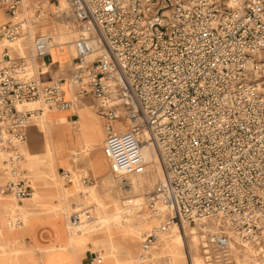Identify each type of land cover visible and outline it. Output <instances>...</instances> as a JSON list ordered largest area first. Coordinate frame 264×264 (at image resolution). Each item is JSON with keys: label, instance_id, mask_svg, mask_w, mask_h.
<instances>
[{"label": "built area", "instance_id": "obj_1", "mask_svg": "<svg viewBox=\"0 0 264 264\" xmlns=\"http://www.w3.org/2000/svg\"><path fill=\"white\" fill-rule=\"evenodd\" d=\"M22 1L0 0L13 18L0 27L4 190L19 200L34 193L23 146L43 108L19 105L73 108L68 79L77 96L98 102L103 151L125 206L133 204L132 176L148 171L143 147L157 153L162 176L146 205L161 222L144 235L142 260L153 257L162 232L184 223L197 225L207 264H236L235 244L264 253V0H66L80 29L77 55L68 78L47 82L33 61L49 56V38L37 35L29 55L11 45L29 35L25 20H14ZM37 8L42 16L43 5ZM125 136L132 143L122 154L130 151L132 162L113 145ZM81 181L92 176L81 173ZM210 221L214 231L206 229ZM22 224L18 214L9 219Z\"/></svg>", "mask_w": 264, "mask_h": 264}, {"label": "bare ground", "instance_id": "obj_2", "mask_svg": "<svg viewBox=\"0 0 264 264\" xmlns=\"http://www.w3.org/2000/svg\"><path fill=\"white\" fill-rule=\"evenodd\" d=\"M43 2L46 5L48 10L46 12L44 10L42 12L43 15L38 16V14H37L38 5L35 2V0H23L21 5L18 8L17 13L18 12L19 13L17 14L16 18L20 17V16H22L21 19H23V17L25 18L23 20H25L27 25L28 24L31 25V32L29 35L31 37H34V39L36 37V33H42L40 35H43V36H46L49 38L50 45H51L50 46L51 54H55L56 52L69 54L71 57V62H74V57L77 55L76 39L78 38V36L80 34L79 33L80 29H79L78 25L75 29V25L73 24L74 18L72 16V14L69 12L66 0H60V3H57V4L53 0H43ZM236 3H237V1L231 2V4H233V5ZM49 13H51L52 17L48 15ZM29 15H31L32 16L31 18L33 19V20H31V22H30ZM12 19L13 18L11 17L10 21ZM34 39H33V41H34ZM33 41H32L31 45H33ZM96 54L97 53L91 54L88 57V59H90V60L93 59L96 56ZM35 58H38V57H35ZM65 61H66V59H65ZM34 64H35L34 69L38 73L39 78L42 80H47V78H44V76L50 71V69H51L50 66L49 67L48 66H41V65L36 66V62H34ZM68 64L70 66V62ZM51 66H52V64H51ZM39 67L40 68L42 67V68L39 69ZM68 76L69 75H67L65 78H68ZM49 78H51V77H49ZM44 82H47V81H44ZM63 86L65 89V97L66 98H72L74 100L73 108L65 109V110L48 108V107H45L44 104L40 100L27 102V103H23V104L19 105V107H21V108H35V107L43 108V112H42V114L38 120L42 119L47 114V118L45 117L44 119L38 121V124L36 123V125H38V130H37V133L35 134V136L33 138V141H34V144L36 146H38V147L44 146L45 147V156H44L43 161L49 162L51 171L54 174V176H52V177H55V179L53 178V181H48L47 178L51 175L47 174V172L43 169V165L41 164L40 167L37 168V171H36L37 176L35 177V182L32 179H30L31 184L37 188L36 193L38 196H37L36 201L38 203L41 202V204H45V205H48L50 207V210L43 212L42 214H39V215H34L33 219H40L43 217H47V216L56 214L59 211L58 209H63V207L60 206L59 204L45 202L44 200H42V198H41L42 195L40 194L41 193L40 189H42L44 187L49 188V187H59L60 186L59 189L63 188V182L58 179L55 162H58V163L59 162H67L71 159H73L74 162H77L81 155H87L91 159L90 160L91 163H93V165L97 169H99L101 166V159H103L102 157L104 155L105 160H106L107 165H108L109 170H110L109 159L106 157L104 151L102 154L103 134L95 126L96 119H97L96 118L97 112H98V111H96V105L82 100L81 105H79V107L76 109V111L80 114L79 118H77L75 120H71V121H66V119H61L58 116V114H64V113L71 112L68 110L75 109L77 106V101H78V97L75 94H73L74 88L70 84L68 79L65 80V83ZM52 114H56V116L52 117L49 120L48 117L51 116ZM98 115H99V112H98ZM117 124H120V123L117 122ZM120 126H121V124H120ZM121 127H122V129H124L123 125ZM30 138H32V137H30ZM30 138L28 137V139H30ZM29 142H31V140ZM29 142H26V144H25L24 153H25L26 160H27V162H26L27 166H29V168L31 169V167H33V165L36 161H35V158H33L34 154L32 152H30L31 150H29V148L31 146V145L29 146V144H30ZM131 143H132L131 137H129V136H125L120 140H115L113 143L115 150L121 154V160L123 162H132L134 160V156L132 153H130V151H127L126 154H122L125 149L128 150L130 148ZM31 147L33 150L34 145ZM142 151L145 154V156L149 162L148 171L142 175L132 176V182H133L134 188L136 189L135 194L133 195L132 206H125L127 204L125 203V200L122 197V192L120 190H118L116 187L117 186V177L114 174H112L111 170H110V173L112 174L114 181L111 179L110 176L102 179V183L106 186V188L107 187H113V186L115 187V191H116L115 196H116V199L118 200L117 206L120 208V210L122 212H127L128 214H133L135 208H138L141 204H143L144 202H147L146 200L149 196L148 194L152 191L153 185L162 176V168L159 164L156 151L149 145H145L143 147ZM34 153H35V151H34ZM82 185H86L84 190H87V192L92 190L91 195H92V192L95 191L96 187H97L96 185H89V184H84V183ZM34 197H35V190H34L33 196L28 198V199H30V201H32L34 199ZM9 200L12 202L11 211H13L16 208V206L20 207V209H21L22 204H16L13 201V199H11V198H9ZM95 200H96V198H95ZM83 204H85V202ZM83 204L78 203V202L77 203L74 202L72 204V206H73V209L76 210L78 208V210H79V208H81V205H83ZM18 215H20L23 218L24 224L18 225V226H9V220H8V226L10 228L9 227L7 228L0 221V230L3 233L5 240L11 239L12 237L13 238L17 237L16 233L21 232L19 227L25 226L27 224V214L22 209ZM86 215L84 217H86ZM111 216L112 215H110V214H105L103 216H100V220L101 221L104 220L107 222V221H109V218ZM111 218H113V217H111ZM115 218H118V214L115 215ZM115 218H113V219H115ZM82 222H84V221L77 222L76 226L77 227L80 226L82 224ZM103 222H101V223H103ZM189 226H191V227L194 226V230L189 228ZM30 227H31V223H29V228ZM215 228L216 227L213 225H212V227H208L206 225L207 230L214 231ZM197 230H199L197 225L184 223L183 226H180V227L174 224L168 230L163 232L165 234L164 238H166V235H168L169 237L176 238L178 241H181L184 244V247L186 248L187 253L191 254L193 264H197V258L194 255V252L197 254H200L199 253V251H200L199 250L200 249V247H199L200 235L197 232H195ZM117 231L118 230H115V231H109L108 230L107 233L110 236V235H113ZM122 232L125 233L126 235H128L133 240H141V236L138 234L131 235V233L124 231V230ZM143 237L144 236H142V240H143ZM70 238H71L72 242H74V240L76 239L75 237H73L71 235H70ZM110 238H112V237H110ZM138 238H140V239H138ZM159 239L161 240L162 238L160 237ZM160 244H161V242H160ZM189 244L192 246L194 252L191 250V247ZM63 246H66V245H63ZM19 251H20L19 253H15L16 254V264H25V262H24V258H25L24 256L25 255L24 254L26 253V250L20 249ZM4 254L5 253H3V256H4ZM4 258H3V260H4ZM154 258H157V259L154 260ZM159 259H160V256L158 254H156L155 257H153L152 261H150V264H160ZM167 264H173V263L167 262ZM182 264H189V263L183 262ZM256 264H264V260L263 261H256Z\"/></svg>", "mask_w": 264, "mask_h": 264}, {"label": "rangeland", "instance_id": "obj_3", "mask_svg": "<svg viewBox=\"0 0 264 264\" xmlns=\"http://www.w3.org/2000/svg\"><path fill=\"white\" fill-rule=\"evenodd\" d=\"M53 1L56 2V4L60 3V0H53ZM35 2L37 3V5H38V3L42 4L45 12L48 10L46 5H44L43 0H35ZM0 7L3 8L1 5H0ZM3 9L5 10V8H3ZM48 15L51 16V13H49ZM29 17H30V22H31V20H33L31 18L32 16L29 15ZM21 18H22V16L14 18V20H20ZM73 24L75 25V29H76L77 23L74 19H73ZM0 27H1V25H0ZM28 32H29V34L31 32V25L30 24H28ZM38 34L39 33H36V35H38ZM28 36L22 38L17 43L11 44L15 47L17 52L27 54V55L32 54V45H31V43H29L27 41ZM65 65H66V62H65ZM34 67H35V64H34ZM64 68H66V67H64ZM37 75H38V73H37ZM49 80L50 79H47L45 81H49ZM85 99L88 103L95 104L98 107L97 100L94 99V97H92L91 95H87L85 97ZM69 115H70L69 116L70 120H73V119H76L79 117L78 113H75V112L70 113ZM97 115H98V112H97ZM38 119L34 120L31 123V125L29 126L28 137L29 138L32 137V138L27 140V142H29L31 140V142H29L30 143L29 146L34 145L33 150H32L31 146H30L29 150H31L30 152H32L34 154L33 158H35L36 162L34 163L33 167H31V169L29 168V166H27V163H26L27 160H26V156L24 153V151H25V145H24L23 146V153H24L25 158L23 161V166L27 169V173L29 175V178L35 182V177L37 176L36 175L37 168L40 167V165L42 164L43 169L47 172V174L51 175L47 178L48 181H53V178L55 179V177H52V176H54V174L51 171L49 162L43 161L44 156H45V147L44 146L38 147L34 144V141H33V138H34V136L38 130V125H36V123L38 124V121H39ZM102 125L103 124L101 123V121L99 119H97L95 126L98 129H101L103 127ZM117 125H120V124H117ZM34 151H35V153H34ZM102 158L103 159H101V166L99 169H97L93 165V163H91V161H90L91 159L87 155H81L77 162H74L73 159H71L67 162H59V163L55 162L58 179L63 182V188L59 189L60 186L59 187H49V188L44 187V188L40 189V192H41L40 194L42 195L41 198H42V200L47 201V202H59V205L62 206L63 209H58L59 211L53 215H57V214L61 213L64 215V217H67V215L75 212V210L72 209V207H71V203L76 202L75 198H77V200H83L85 202V204L81 205V208H79V211L80 212L82 211L80 221H81V219H84V220L88 219L89 220L90 218H93V219H95L94 223H96V225H95L96 228H98L101 224L103 225L101 227L102 229L89 231L85 235L86 237H84V238H88V240H87L88 245L86 247L94 249L95 251L98 252V263H100L101 261H103L105 259H111V256L115 255L116 254L115 252L118 251L119 243L125 242V241L126 242H128V241L133 242L134 241V243H135L134 247H136L137 249H136L135 253L133 254L134 258H132V261H131V264H132V263H134V260H136V259L139 260V255H140L141 249H142V236H144L151 229H153L154 227L159 225V223L161 221H160V219L151 215L148 212V207L146 205L147 202H144L138 208H135L133 214H128L127 212H122L120 210V208L117 206L118 200L116 199V196H115V193H116L115 187L112 185L113 187H107L106 188V186L102 183V179H104L108 176H110L111 179L114 181L112 174H110V172H109L110 170H108V168L105 164L104 156ZM67 168H69V170ZM64 170L69 171L72 174L71 179H73V181L66 179V177L64 176ZM1 171H2V169H1V165H0V221L4 226H6L8 228L7 218L10 219L11 217H14L15 215L19 214L21 209H20V207L16 206V208L13 211L7 213V216H6V214L4 213V210L7 211L10 203L8 205L6 203V200L4 199V197L11 198V199H13V201L16 204H22V205L28 204V202H30V199L26 198L23 200H19L16 197H14L11 193L6 192L4 190V184L1 181ZM81 173L89 174L92 176V181L90 183H84V184H89V185H95L96 184V186H97L96 190L92 192V195H91L92 190H90L88 192H87V190H84L86 185H82L83 182L81 181ZM74 178H77V179H75V182H77V180H79L80 184L81 183L82 184L79 185L78 182L76 183V184H78L77 190L79 191V193H77L78 195H76V196L70 197V196H68L69 192H70V187H71L70 183H74ZM154 185H153V187H154ZM33 187L35 188V190L37 189L34 185H33ZM116 187L118 190H120L122 192V197L124 199L125 193H123L121 186H120V182L118 179H117V186ZM79 188L82 191V195L80 194L81 192H80ZM53 192H56V193H53ZM66 194H67V196H66ZM53 198H56L58 201H52ZM95 198H96V200H95ZM93 199L95 201L92 202ZM96 202H99L100 205L101 204L102 205L98 207L97 206L98 203H96ZM4 207L6 209H4ZM41 208H45L46 210H41ZM25 209L28 211L29 215L34 216V215H39V214H42L43 212L50 210V207L48 205L41 204V202L38 203L37 201H35L34 204L30 203L27 207H25ZM77 210H78V208L76 209V211ZM89 210L91 211V216L86 215V212ZM105 214H110V215H112L111 217H113V218H115V215L118 214V218L113 219L110 217L109 221L106 222L103 220L104 221L103 222L100 220V216H103ZM85 215H86V217H84ZM120 221H123L124 225L122 224L121 226H117V225H119V223H122ZM101 222H103L104 224ZM212 225L216 227V223L211 222V221L207 226L212 227ZM72 227H77L76 223H74V225H72ZM189 228L194 230V226L193 227L189 226ZM19 229L21 231H27V229H29V224L22 226V227H19ZM108 230L109 231L118 230V231L115 232L113 235L109 236L107 233ZM123 230L127 231L129 233H132V234L140 235L141 240L131 239L128 235H126L125 233L122 232ZM94 232H96V233H94ZM103 232L105 234V237H103ZM195 232H197L199 234V230H197ZM164 236H165V234L162 232L160 234V237L162 239L161 240L159 239V242L157 243L156 247L153 249V252H152L153 257H155L156 254H158L160 256V259H159L160 264H167V262H171L173 264H182L183 262L193 264L191 254L187 253L186 248L184 247V244L181 241H178L174 237H169L168 235H166V238H164ZM110 237H112V238H110ZM160 242H161V244H160ZM19 244L20 243L17 239L5 240V237L2 233V231L0 230V261H1L0 264H14L13 259L16 256L15 253L20 252V251H18V249H24L25 250V248L22 246H19ZM108 245L111 246L110 248H111L113 253L108 252V250H109ZM190 247H191V250L194 252L191 245H190ZM199 247H200V249H199L200 254H197L194 252V255L197 258V264H207V262L205 261L204 253H203L202 248L200 246V241H199ZM233 250L235 252L234 254H235V258H236V264H256V261H263L264 260V253H260L258 248H253V249L250 248L249 249V248H244L241 244L240 245L235 244V246H233ZM3 253H5L4 256H3ZM24 255H25L24 256L25 257L24 262H25V264H28V261L32 259V256L29 253H25ZM118 257L121 259L126 258L127 254L123 250H120L118 252ZM153 257L151 259H148V260H143V261L141 260V262H143L141 264H150V261H152ZM3 258H4V260H3ZM155 259H157V258H154V260Z\"/></svg>", "mask_w": 264, "mask_h": 264}, {"label": "crops", "instance_id": "obj_4", "mask_svg": "<svg viewBox=\"0 0 264 264\" xmlns=\"http://www.w3.org/2000/svg\"><path fill=\"white\" fill-rule=\"evenodd\" d=\"M10 19H11L10 14H8V12L6 10H4L3 8L0 7V25L10 21ZM23 19H24V17H23ZM39 34H42V33H39ZM33 39H34V37H31L29 35L27 41L32 44ZM65 59H66V61H65ZM43 61L45 62V64L42 63ZM34 62H36V66L37 65L48 66V67L50 66V68H51L50 71L44 76V78H47L50 80L53 78H57V77H63V76L66 77L73 70V62H71V57L69 54H66V53H59V52L58 53L56 52L55 54L50 53L49 56H47L43 60L41 57L35 58ZM65 62H66V65H65ZM69 62H70V66L68 64ZM51 64L53 67L51 66ZM64 67H66V68H64ZM41 68L39 67V69H41ZM49 77H51V78H49ZM40 80L45 81L42 79H40ZM73 94H75V89H73ZM77 97H78V101H77L76 108L73 110H68V111H71L69 113L58 114V116L61 119H66V121H71L69 119V116H70L69 114L73 113V112L78 113L76 111V109L79 107V105H81V101L82 100L86 101V99H85V97H82V96H77ZM96 111H98L97 105H96ZM78 115L80 117L79 113H78ZM55 116H56V114H52L48 118L50 120L52 117H55ZM45 117L47 118V114L42 119H44ZM96 118L99 119L101 121V123L103 124L102 125L103 127L99 130L103 134V140L102 141L104 142L105 129H104L103 118L100 114L97 115ZM42 119H40V120H42ZM73 120H75V119H73ZM102 149H103V145H102ZM102 153H103V150H102ZM104 159H105V157H104ZM105 164L109 170V167L107 165L106 160H105ZM67 169H69V168H67ZM75 179H77V178H74L73 184L70 183V184H72L70 187L69 195H68L70 197L76 196V195H78L77 193H79V191L76 189L78 184H76L77 182H75ZM68 180L73 181V179H68ZM77 181H78L79 185H81L79 180H77ZM34 190H35V188H34ZM79 190L81 192L80 194L82 195V191L80 188H79ZM53 193H56V192H53ZM37 196L38 195H37L36 190H35L34 199L32 201L28 202V204L22 205L23 208H21L27 214V224L26 225L31 223V227L29 229H27V231H21L19 233H16L17 234L16 238L12 237L11 239H8V240L17 239L20 243L19 246L24 247L26 250V253L31 254V256H32L31 260L32 261L29 260L28 264H131L132 258H134L133 254L135 253V251L137 249L136 247H134L135 246L134 241L133 242H131V241L126 242L125 241V242L119 243L118 251L115 252L116 253L115 255L111 256V259H105V260L101 261L100 263H98V252L95 251L94 249L86 247L88 245V243H87L88 238H84V237H86L85 235L89 231L102 229L101 228L103 226L102 224L98 228H95L96 223H94L95 219H93V218H90L89 220L88 219H85V220L82 219L81 221H84V222H82V224L79 226L80 228L79 227L78 228L72 227V225H74V223H72L70 221L71 214L67 215V217H64V215L60 213L57 215H51V216L43 217L40 219H33L34 216L29 215V213L25 209V207H27L30 203L34 204L36 199H37ZM66 196H67V194H66ZM4 199L6 200V203L8 205L10 203L7 211L4 210V213L7 216V213L11 212L12 202L9 200L8 197H4ZM75 200H76V202L78 201V203H81V204L84 203V201L77 200V198H75ZM52 201H58V200L56 198H53ZM93 201L94 200H92V202ZM45 202H47V201H45ZM48 203L59 204V202H48ZM73 203L74 202L71 203L72 209H73V206H72ZM96 203H98L97 204L98 207L102 205V204L100 205L99 202H96ZM4 209H6V208L4 207ZM41 210H46V209L41 208ZM8 220L9 219L7 218V226H8ZM81 221H79V222H81ZM120 222H122V223H119L118 226H121L123 224V221H120ZM94 233H96V232H94ZM70 235L76 238L74 240V242L71 241ZM131 235H133V234L131 233ZM103 237H105L104 232H103ZM138 239H140V238H138ZM63 245H66V246H63ZM110 247L111 246L108 245V248H109L108 252L113 253ZM19 250L20 249H18V251ZM120 250H123L127 254L126 258L121 259L118 257V252ZM13 260H14V264H16V256L14 257ZM136 260H134V263H132V264L143 263V262H141L142 259H141L140 255H139L140 261L139 260L136 261Z\"/></svg>", "mask_w": 264, "mask_h": 264}]
</instances>
